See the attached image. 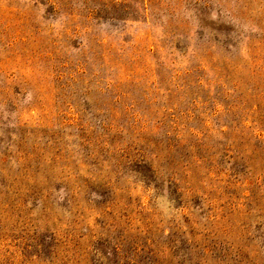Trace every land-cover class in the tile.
<instances>
[{
  "label": "rangeland",
  "instance_id": "374dc122",
  "mask_svg": "<svg viewBox=\"0 0 264 264\" xmlns=\"http://www.w3.org/2000/svg\"><path fill=\"white\" fill-rule=\"evenodd\" d=\"M0 149V264H264V0H0Z\"/></svg>",
  "mask_w": 264,
  "mask_h": 264
},
{
  "label": "trees",
  "instance_id": "16d2710c",
  "mask_svg": "<svg viewBox=\"0 0 264 264\" xmlns=\"http://www.w3.org/2000/svg\"><path fill=\"white\" fill-rule=\"evenodd\" d=\"M168 140H171V138L169 137ZM10 145H11V144H10ZM10 145H9V146H10ZM168 145H169V144H168ZM3 153H4V151H2V150L0 149V154H3Z\"/></svg>",
  "mask_w": 264,
  "mask_h": 264
}]
</instances>
